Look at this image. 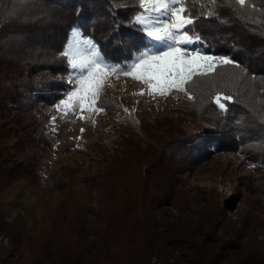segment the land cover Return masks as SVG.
<instances>
[{"label": "trees", "instance_id": "trees-1", "mask_svg": "<svg viewBox=\"0 0 264 264\" xmlns=\"http://www.w3.org/2000/svg\"><path fill=\"white\" fill-rule=\"evenodd\" d=\"M251 3L255 11L234 4H217L215 9L203 10L199 4H189L197 15L207 10L216 12L215 17L199 16L189 26L200 37L198 46L238 61L244 69L218 67L234 72L203 94L210 107L208 113L213 114L203 118L210 121L192 137L188 132L174 138L182 131L181 121L176 120L179 115H113L114 139H107L104 149L98 150L99 168L89 178L97 193L94 221L86 220L80 211L81 200L74 197L76 192L64 193L42 231L56 230L54 234L61 237L69 233L70 239L54 242L47 237L32 253L25 254L17 252V244L29 235L23 239L13 223L0 219V234H5L11 243L7 254L0 253V264H149L152 254H156L159 264H264V240L249 243L245 222L227 217L216 196L209 194L194 201L201 205L191 208L189 216L182 215V211L192 205H179L180 213L171 218L163 208L177 203L174 189L164 188V178H154L163 166L168 173L179 176L219 148L246 151L264 162V0ZM140 10L136 0L117 4L112 0H0V42L5 41L4 33L21 38L32 35L37 40L34 51L41 54L15 76L6 71L7 78L3 82L0 78V89L11 88L8 96L0 99V192L16 180L34 182L40 175V152L54 148L48 118L39 117L42 112L36 110L35 103L51 105L63 94L66 83L60 75L70 70L58 53L67 43L68 32L78 26L106 61L123 64L145 44L144 34L133 23ZM16 13L17 20L13 17ZM18 22L24 23L22 28L11 32L12 25ZM253 75L255 80L251 79ZM245 87L254 89L247 100L237 91ZM217 94L233 97L223 101L227 111L215 104ZM111 99V106H115L117 100ZM167 125L170 140L163 142L162 148L171 152L174 147L170 146L183 138L179 145L187 149L184 165L165 161L166 153L160 154L165 162L151 157L147 161V138L158 141V131ZM172 129L175 130L171 132ZM151 169L156 172L152 174ZM57 186H63L62 181ZM176 249L179 255L173 253ZM16 254L17 258L10 260Z\"/></svg>", "mask_w": 264, "mask_h": 264}, {"label": "rangeland", "instance_id": "rangeland-1", "mask_svg": "<svg viewBox=\"0 0 264 264\" xmlns=\"http://www.w3.org/2000/svg\"><path fill=\"white\" fill-rule=\"evenodd\" d=\"M23 15L24 12L20 16ZM13 17L16 20L19 19L18 13ZM23 25L24 23L20 22L14 23L12 25L14 29L11 32H18V29H21ZM72 29L68 32L67 43L71 38ZM81 33L84 37L90 38L85 36L82 31ZM5 34L3 35L5 41L0 42V78H2V82L7 78L6 71L14 73L12 76H15L16 72L25 66L28 67L29 63L36 62L35 56L41 55L34 51L37 40L32 35L21 38ZM193 47L199 46L194 44ZM199 48L213 54L202 47ZM136 53L137 51L133 52L131 58ZM24 55L28 58L23 57ZM69 70L71 71L70 68ZM229 72L234 71L230 68H218L211 74V77L194 79L187 94L171 90L166 95L150 92L146 84L130 76L109 75L100 93L103 101L101 107L104 111L99 114L85 111L84 119L79 118L81 113L78 108L75 113L69 111L65 115L63 107L59 110L56 107L60 104L61 99L67 96L70 87L68 76L60 75V78L66 83L61 98L51 105L35 103L36 110L42 112L39 113V117H42L43 120L48 118L47 126L54 135V148L40 152L38 164L40 175L34 182L16 180L0 192V219L13 223L16 230L23 234V239L29 235L22 240L21 244L20 242L17 244L16 241L17 252L30 254L47 237L54 242L70 239L71 234L69 233L65 234V237H61L54 234L56 230L42 231L47 227L49 213L64 193L76 192L74 197L81 200L79 201L80 211L85 215L86 220L94 221L97 211V193L94 183H91L89 178H92L99 168L98 150L104 149L107 139H114L113 115L118 113L122 115L127 112L140 118L179 115L176 120L181 121L182 131H179V135L174 138L183 137L188 132V135L192 137L199 132L201 125L210 121L203 117L213 116L208 113L210 107L203 100V94L206 93L209 86H216L217 83L225 80ZM10 89V87L0 89V99L6 98ZM237 91L238 93L240 91L242 98L247 100L254 89L245 87V89L237 88ZM141 92L144 94L141 95ZM189 95L194 98L189 99ZM111 98L117 100L115 106H111ZM125 109L129 111L126 112ZM176 120H173V123ZM82 129L83 131H81ZM168 130H170L169 125L158 131V141L154 142L149 137L147 138V142L150 143L146 154L147 161L152 158L158 159L161 163L165 159V161L173 163L172 165L179 161L181 165H184L187 160L183 161L182 159L185 157L187 149L183 145V147L179 145L183 138L178 139V146H170L174 147L171 152H164L162 148L163 142L167 143L170 140ZM174 130L172 129L171 132ZM72 147H80L83 150H71ZM240 151L224 148L214 149L210 152V158L194 166L191 170L182 172L179 176L168 173L164 166L159 168L162 171H157L158 175H154V178H164V188H173L175 198L174 195L172 198L177 199V203H170L163 209L173 218L180 213L179 205L190 203L192 206L188 207L189 210L182 211V215L189 216L192 214L191 208L201 205H196L194 201H201L209 194L214 195L221 202L223 212L226 211L227 217L233 221L245 222L249 232V243L254 244L258 240H264V162L252 157L246 151ZM161 153L167 155L164 154L165 157L162 159ZM106 154L111 155L110 153ZM159 162L158 164H160ZM155 170H152V174L156 172ZM59 181L63 183L62 188L57 186ZM165 191L167 190L165 189ZM94 238L92 237V239ZM152 240L154 241L153 238ZM10 247L9 238L5 234H0V253L7 254ZM173 253L179 255L180 250L176 249ZM16 258L17 254L10 260ZM149 264H159L156 254L151 255Z\"/></svg>", "mask_w": 264, "mask_h": 264}, {"label": "snow or ice", "instance_id": "snow-or-ice-1", "mask_svg": "<svg viewBox=\"0 0 264 264\" xmlns=\"http://www.w3.org/2000/svg\"><path fill=\"white\" fill-rule=\"evenodd\" d=\"M120 2L112 0L113 4ZM136 3L141 11L134 16L133 23L144 34L145 44L128 62L108 63L91 38L84 37L77 27L72 29L71 38L58 53L71 69L67 74L70 84L67 96L56 106L58 110L63 107L65 115L69 111L75 113L78 108L79 118L84 119L85 111L93 114L104 111L100 93L109 75L130 76L146 84L150 92L166 95L171 90L187 94L194 79L208 77L219 66L232 65L244 70L238 61L227 56L193 47L200 42V37L189 26L199 16L215 17L216 12L207 10L197 15L189 4H199L202 10L215 9L217 4H234L239 8L252 7L255 11L251 0L248 3L246 0H136ZM251 79L255 80V75ZM214 99L220 110L227 111L223 101H231L233 97L217 94Z\"/></svg>", "mask_w": 264, "mask_h": 264}]
</instances>
